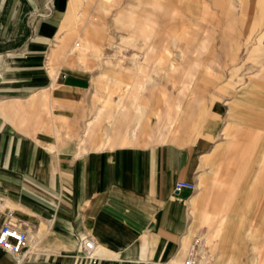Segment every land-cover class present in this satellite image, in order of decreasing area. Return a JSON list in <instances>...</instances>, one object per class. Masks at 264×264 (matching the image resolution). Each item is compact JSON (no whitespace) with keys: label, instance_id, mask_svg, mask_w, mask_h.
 <instances>
[{"label":"crops","instance_id":"0c3cea01","mask_svg":"<svg viewBox=\"0 0 264 264\" xmlns=\"http://www.w3.org/2000/svg\"><path fill=\"white\" fill-rule=\"evenodd\" d=\"M94 1L70 0L68 4V0H0V85H6V95H28L13 98L16 102L47 103L51 99L48 88L54 85L57 87L52 94L58 100H63L67 92L83 93L92 87L91 77L73 69L60 71L54 58H66L79 48L77 63L86 65V54L72 40L76 34L88 42L89 33L81 32V28L87 30L85 24L92 21L88 6ZM99 1L108 10L114 0ZM206 11L210 12L207 7ZM149 26L129 23L128 39L138 35L147 39ZM181 34L178 28L170 32L174 44L179 43ZM209 44L204 38L197 46L207 50ZM123 50V45H117L120 61ZM256 50L264 51V45H257ZM106 62L114 60L109 58ZM167 62V55L158 56L154 71L177 68L173 61ZM200 66L196 61L188 70L189 80L183 81L182 92L190 88ZM205 73H212L210 65H206ZM99 77L107 78L119 90L114 104L100 107L85 121L84 133L88 134L108 109V123L100 129L103 142L84 146L77 139H70L55 143L44 130L20 129L9 120H0V230L11 218L28 232V248L21 264H183L185 246L191 230L198 227L197 217L203 212L204 200L196 189L176 190V182L198 180L200 188L203 180L199 177L208 170L212 146L226 127L224 109H213L215 115L206 119L204 136L197 142L178 146L166 141L182 127L180 102L168 103L164 112L156 105L153 117L139 102L137 91L142 89V83L124 80L115 69L103 70ZM257 77L248 76L245 96L264 93V74L262 80ZM134 95L143 114L132 104ZM16 102H0V109L17 110L24 106ZM121 102L127 104L124 112L117 109ZM235 105L230 109L234 110ZM130 106L134 109L133 124L123 119ZM158 117H164L165 123L156 124ZM187 127L191 133H198L197 125ZM146 130L153 131L164 143L133 144ZM117 140H122V145L106 147ZM247 197L252 200L253 194L248 193ZM228 213L215 230L220 240L217 244L230 235L226 231L231 218ZM84 237L93 238L99 245L93 257L82 249ZM220 252L222 264L231 262ZM258 258L255 251L252 261L255 263ZM0 264H15V260L0 251Z\"/></svg>","mask_w":264,"mask_h":264},{"label":"rangeland","instance_id":"374dc122","mask_svg":"<svg viewBox=\"0 0 264 264\" xmlns=\"http://www.w3.org/2000/svg\"><path fill=\"white\" fill-rule=\"evenodd\" d=\"M205 4L210 12H205ZM88 7L92 21L85 24L87 30L81 28V32L88 31V42L80 40L76 34L72 40L86 54V65L77 63L79 48L66 58H54V65L60 71L73 69L91 77L92 87L83 93L67 92L63 100H58L52 94L57 87L54 85L48 88L51 99L47 103H29L12 100L28 95H6L3 90L6 85H0V102L24 105L17 110L0 109V120H9L20 129L44 130L55 143L70 139H77L84 146L89 142H103L100 129L108 123V109L93 131L85 134L84 125L100 107H108L118 98V87L107 78L99 77L101 71L113 69L119 70L128 82L142 83L137 95L151 116L154 117L156 105L164 112L168 103L182 104V127L166 142L178 146L197 142L204 136L206 119L215 115L216 106H222L226 127L212 146L208 170L199 177L203 180L200 188L196 180V191L201 194L204 207L197 217L198 227L191 230L185 246L183 264L197 237L201 238L204 248L202 250L199 244V264H222L220 251L231 259L227 264H264V93L258 91L253 96H245L248 76L256 75L262 80L264 74V51L256 50L257 45H264V0H114L108 10L95 0ZM64 19L65 13L61 24ZM129 23L132 26L149 24V37L138 35L128 39ZM176 28L182 33L178 44L170 38V32ZM204 38L210 43L207 50L197 46ZM117 45H123L121 61ZM160 55H167L168 62L173 61L177 68L154 71V61ZM109 58L114 62L107 63ZM196 61L201 66L196 69L190 88L182 92L180 87L183 81L189 80L187 72ZM206 65L211 66L210 75L205 73ZM121 103L125 107L119 111L124 112L127 104ZM234 103L236 108L231 110ZM133 111L130 106L128 115L123 118L128 124H133ZM163 123L165 118L158 117L156 124ZM91 124L92 120L88 125ZM195 125L198 133H191L187 126ZM122 142L117 140L106 147L122 145ZM152 143L164 141L150 130L139 134L138 140L133 142L137 145ZM248 193L253 194L252 200H247ZM228 212L231 218L226 231L230 235L217 244L220 240L215 230ZM0 251L15 260L8 252L1 248ZM255 251L259 258L254 263Z\"/></svg>","mask_w":264,"mask_h":264},{"label":"built area","instance_id":"2783aa9c","mask_svg":"<svg viewBox=\"0 0 264 264\" xmlns=\"http://www.w3.org/2000/svg\"><path fill=\"white\" fill-rule=\"evenodd\" d=\"M196 189V183L193 181L179 179L176 182V190L182 189ZM200 237H197L192 245L191 254L186 258L185 264H198V246L200 244ZM29 242V235L22 226L14 222L11 218H8L1 227L0 230V248L13 255L15 258V264L20 259L23 260ZM201 245V244H200ZM99 245L91 237H84L82 240V249L87 256L93 257L98 251Z\"/></svg>","mask_w":264,"mask_h":264},{"label":"bare ground","instance_id":"6f19581e","mask_svg":"<svg viewBox=\"0 0 264 264\" xmlns=\"http://www.w3.org/2000/svg\"><path fill=\"white\" fill-rule=\"evenodd\" d=\"M124 94H126V93H124ZM136 96L134 97V100H133V102H132V104H135V108H136V110L138 111V112H140L141 114H143L144 113V109H143V107L140 105V104H138V102L136 101ZM125 107V105H123L122 103H121V105H119L118 106V110L119 109H121V108H124ZM147 114V113H146ZM136 117V116H135ZM141 123V122H140ZM141 125V124H140ZM136 129V128H135ZM134 129V130H135ZM133 131V130H132ZM135 131H133V134H134V137H136L135 136V133H134ZM132 134V133H131ZM138 135V134H137ZM201 245H202V250H203V243H201ZM21 262H22V259H20V261L17 263V264H21ZM199 264V263H198Z\"/></svg>","mask_w":264,"mask_h":264}]
</instances>
